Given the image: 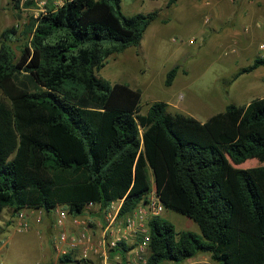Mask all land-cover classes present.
Masks as SVG:
<instances>
[{
    "label": "trees",
    "instance_id": "trees-1",
    "mask_svg": "<svg viewBox=\"0 0 264 264\" xmlns=\"http://www.w3.org/2000/svg\"><path fill=\"white\" fill-rule=\"evenodd\" d=\"M47 3L26 25L19 56L9 44L16 27L1 35L0 215L6 207L18 215L65 206L78 216L90 203L105 211L123 199L125 218L155 188L165 208L193 220L202 235L153 217L145 264L198 254L264 264V96L230 102L204 122L173 113L165 101L143 114L140 89L97 71L111 55L140 46L161 10L128 15L122 0ZM260 66L264 56L231 82ZM179 70L168 71L166 86ZM252 158L262 164L237 166ZM132 247L120 242L113 251L124 258ZM60 261L84 263L70 253Z\"/></svg>",
    "mask_w": 264,
    "mask_h": 264
},
{
    "label": "rangeland",
    "instance_id": "rangeland-1",
    "mask_svg": "<svg viewBox=\"0 0 264 264\" xmlns=\"http://www.w3.org/2000/svg\"><path fill=\"white\" fill-rule=\"evenodd\" d=\"M63 1L53 0L57 6ZM191 1L167 8L168 0H122L125 14L160 9V17L148 27L140 46L111 55L97 74L112 83H126L140 89V112L143 114L153 102L165 101L173 113H184L204 122L223 111L230 102L244 104L258 96L247 81L256 73L231 80L240 68L258 56L259 45L264 43V21L258 28L260 31L255 29L257 37L252 42L243 33L245 27L254 28L253 21L230 13L229 5L238 4L240 0H196L199 7H193ZM26 2L0 0V45L2 32L16 27L9 44L18 56L26 42V25L32 17L45 12L48 4L47 0H35L36 5H26ZM259 52L264 54V49ZM175 65H180V70L173 84L166 86L167 73ZM41 127L43 129V124ZM259 164L262 163L252 158L237 166L246 168ZM61 208L69 212L65 206ZM25 212L21 218L20 213L15 215L11 207H6L0 215V264H65L60 257L66 253L82 259L83 264H100L102 258L94 250L86 261L83 259L85 244H63L60 239L61 232L66 231L81 242L85 234L95 245L99 244L106 222V211L99 205H87L78 216L69 214L62 226L57 223L56 209L48 213L43 209L27 208ZM162 217L178 231L189 230L202 235L199 226L183 214L165 208ZM22 220L29 223L26 230L20 226ZM124 261L143 264V258L128 252ZM214 264L219 263L215 261Z\"/></svg>",
    "mask_w": 264,
    "mask_h": 264
},
{
    "label": "built area",
    "instance_id": "built-area-1",
    "mask_svg": "<svg viewBox=\"0 0 264 264\" xmlns=\"http://www.w3.org/2000/svg\"><path fill=\"white\" fill-rule=\"evenodd\" d=\"M65 1V0H64ZM64 1L62 3H64ZM263 47V46H262ZM123 199L113 201L106 211V222L102 227L99 244L95 245L89 237L83 234L82 242L76 237H70L66 231L61 232L60 239L63 244L69 243L75 246L82 243L86 247L83 253V259L89 257L91 250H94L101 256L100 264H131L124 261L123 256L119 252H114L113 249L118 247L120 242H125L129 246H133L128 250V253H133L140 258H143V264L146 263L148 247L150 242L149 221L155 217L162 215L165 211V206L157 194L155 189L151 190L147 198L142 201L135 210L127 215L123 220L120 217V210ZM89 205H95L90 203ZM57 223L62 226L68 218L69 212L62 209L61 206L56 208ZM24 213H20L23 218ZM22 229H27L29 223L21 221ZM113 254V255H112ZM214 260L204 262V264H214ZM37 264V263H33ZM181 264H195L184 262Z\"/></svg>",
    "mask_w": 264,
    "mask_h": 264
},
{
    "label": "crops",
    "instance_id": "crops-1",
    "mask_svg": "<svg viewBox=\"0 0 264 264\" xmlns=\"http://www.w3.org/2000/svg\"><path fill=\"white\" fill-rule=\"evenodd\" d=\"M185 1L186 0H178L177 3L174 4L171 8H174L175 6H178V5L181 6L184 4ZM190 3L193 7L194 6L199 7V4L197 3L196 0H192ZM239 5L241 6L240 9H238ZM229 6L231 9L230 10L231 16H238L241 14L243 18H250L253 21L254 28L247 29V27H245V32L243 33L248 38L249 41L253 42V39L257 37L255 34V31H256L255 29H257V31L258 30L260 31L261 29H258V28L263 26L262 24L264 21V0H240L238 4L234 3V4H230ZM260 49L262 50L264 49V43H260L259 50ZM259 50L257 52V55L264 56V54L259 52ZM253 73H256L257 75L253 78L248 79L247 81L250 84L251 91L257 93L258 95L257 97H262L264 96V87H262L264 86V66L258 67L256 70L253 71ZM26 210L27 209H23L20 213L26 214L25 212ZM209 260H212L210 255L198 254L192 258H189L185 262L195 263V264H204V262L209 261Z\"/></svg>",
    "mask_w": 264,
    "mask_h": 264
}]
</instances>
